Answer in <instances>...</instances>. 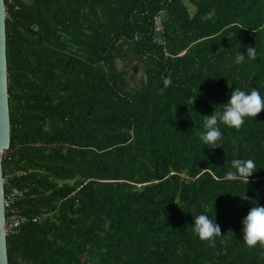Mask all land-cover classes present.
I'll return each mask as SVG.
<instances>
[{
	"label": "trees",
	"instance_id": "16d2710c",
	"mask_svg": "<svg viewBox=\"0 0 264 264\" xmlns=\"http://www.w3.org/2000/svg\"><path fill=\"white\" fill-rule=\"evenodd\" d=\"M4 5L2 174L25 172L10 179L29 191L14 206L41 218L6 237L8 264H264V248L242 239L248 211L264 206V111L239 131L221 124L215 149L200 140L202 116L232 90L264 96V32L253 31L264 0ZM121 45L145 66L128 90ZM249 46L257 58L236 64ZM236 158L256 163L248 184L223 179ZM199 214L221 228L215 247L192 231Z\"/></svg>",
	"mask_w": 264,
	"mask_h": 264
},
{
	"label": "clouds",
	"instance_id": "9594fccd",
	"mask_svg": "<svg viewBox=\"0 0 264 264\" xmlns=\"http://www.w3.org/2000/svg\"><path fill=\"white\" fill-rule=\"evenodd\" d=\"M253 31L264 32V24ZM246 52L247 58L240 51L236 54V64H243L246 60H255L257 58L256 47L249 46ZM170 84V77L165 78L164 85L169 86ZM220 107L222 111L217 112L214 110L210 116H202L204 131L200 134V140L204 144L210 145L209 149L217 148L216 145L223 141L221 124L239 131L244 126L246 119L252 118L254 120L264 111V96L256 89L246 92L235 88L231 91L228 102ZM233 144L235 145V141H233ZM231 169L226 172L223 179L230 182L243 181L246 184H248L249 178L258 170L255 161L250 158L233 159L231 161ZM193 221V233L202 242H207L210 247H215L216 239L223 236L219 224L205 214L195 216ZM242 239L249 248L256 246L264 248V206L259 203L254 202L242 221Z\"/></svg>",
	"mask_w": 264,
	"mask_h": 264
},
{
	"label": "water",
	"instance_id": "95a60500",
	"mask_svg": "<svg viewBox=\"0 0 264 264\" xmlns=\"http://www.w3.org/2000/svg\"><path fill=\"white\" fill-rule=\"evenodd\" d=\"M30 3V0H22ZM5 5L0 0V264H8L6 234L3 230L5 219L3 196L5 186L3 184L2 157L4 151L10 146V117L8 102V80L6 59V35H5Z\"/></svg>",
	"mask_w": 264,
	"mask_h": 264
},
{
	"label": "built area",
	"instance_id": "2783aa9c",
	"mask_svg": "<svg viewBox=\"0 0 264 264\" xmlns=\"http://www.w3.org/2000/svg\"><path fill=\"white\" fill-rule=\"evenodd\" d=\"M11 2L12 0H8ZM156 21V30L160 31L162 28L159 25V19L155 18ZM25 172L23 171H15L8 175L5 178H3V184L4 186L9 188V191L3 196V207H4V214L5 219L3 223V230L6 236L8 235H14L16 234L21 226L28 223H39L41 222L40 217H30L22 214L15 206V202L22 200L26 197V195L29 193L27 188H17V187H11L10 185V179H14V177H21L24 176Z\"/></svg>",
	"mask_w": 264,
	"mask_h": 264
},
{
	"label": "crops",
	"instance_id": "0c3cea01",
	"mask_svg": "<svg viewBox=\"0 0 264 264\" xmlns=\"http://www.w3.org/2000/svg\"><path fill=\"white\" fill-rule=\"evenodd\" d=\"M116 53L119 70L126 74L125 78L121 81V85H124L126 89H130L132 86L144 84L146 78L145 67L141 64V62L134 58L124 45L118 47L116 49ZM136 83L139 84L137 85Z\"/></svg>",
	"mask_w": 264,
	"mask_h": 264
},
{
	"label": "rangeland",
	"instance_id": "374dc122",
	"mask_svg": "<svg viewBox=\"0 0 264 264\" xmlns=\"http://www.w3.org/2000/svg\"><path fill=\"white\" fill-rule=\"evenodd\" d=\"M193 10V9H192ZM160 31H162V29L160 30ZM124 57H125V55H124ZM138 60V59H137ZM135 61V60H134ZM139 62V61H138ZM141 62V61H140ZM139 62V63H140ZM141 64H142V62H141ZM143 66H144V64H142ZM145 67V66H144ZM137 85L139 84V83H136ZM119 86H120V88L122 89V90H128V89H126L125 87H124V85H121V84H119ZM134 86H132V87H130V88H133ZM27 264H29V263H27Z\"/></svg>",
	"mask_w": 264,
	"mask_h": 264
}]
</instances>
